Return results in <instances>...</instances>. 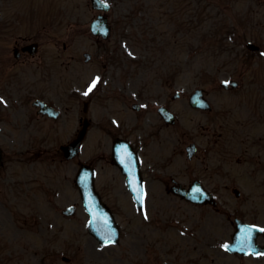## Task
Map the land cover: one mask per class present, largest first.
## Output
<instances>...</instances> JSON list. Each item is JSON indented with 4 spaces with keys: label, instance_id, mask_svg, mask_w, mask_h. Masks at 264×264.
<instances>
[{
    "label": "rangeland",
    "instance_id": "rangeland-1",
    "mask_svg": "<svg viewBox=\"0 0 264 264\" xmlns=\"http://www.w3.org/2000/svg\"><path fill=\"white\" fill-rule=\"evenodd\" d=\"M108 1L113 4L109 17L115 33L109 41L99 42L90 32V22L96 15L90 0H0V88L11 81L14 71L19 75L16 85L19 92L16 99H12V109L4 112L3 124L9 126V121L15 120L18 124L16 134L18 139L21 138L20 146H23L21 149L29 147L35 157L40 156L34 161L33 172L25 161L15 169L18 178L33 174L29 188L32 201L26 200L25 186L24 195L21 194L23 197L19 194L11 201L0 197V218L9 224L6 238L10 237L15 245L21 237V241H34L35 249L43 239H47L45 245H50L51 249L54 246L58 248L59 239L54 235L57 224L54 223L55 229H49L48 223L58 222V217L63 215L62 209L80 202L75 184L79 161L88 160L98 150V137L91 144L90 138L86 140L82 153L74 160H64L60 147L77 135L82 99L88 96L85 95L88 92L86 83L94 76L105 73L98 55L115 56L116 60L130 66L122 72L138 74L137 78H131V88H139L144 93L139 101L145 109H155L154 105L162 96L170 94L172 106L181 115L178 150L184 149L187 141L183 131L192 125L190 120L194 112L188 103V94L192 89L206 87L211 92L215 110H231V115H228L230 126L238 118L250 115L251 102L255 101L252 99L244 106L241 105L242 98L259 97L260 104L264 106V55L250 52L244 46L246 41L252 40L264 47V0ZM20 35H33L34 39L45 41L42 50L46 72L38 67L37 57L41 51L35 60L29 61L27 57L16 60L13 47ZM64 43L68 46L66 49L63 48ZM85 51L91 52L94 57L89 64L84 62ZM235 78L243 81V88L221 90V81ZM32 81L35 83L34 90H30L28 85ZM176 91L182 94L179 99L173 100ZM33 97H43L55 103L62 110L61 117L53 120L39 116L31 104ZM95 103L94 107L101 109L99 98ZM129 113L133 114V111ZM211 118L214 119V116L211 115ZM256 132L264 135V118L258 119ZM260 146L264 158V142L257 147ZM172 147L173 144H170L168 150ZM261 163L258 158L254 164L261 168ZM189 165L185 153L179 154L177 167L186 169ZM107 168L110 173L106 172ZM104 170L97 184L102 195L115 207L117 218L124 225V237L122 235L118 246L106 248L98 256L105 260V264H132L131 259L138 260L139 252L138 249L130 252L133 249H128V243L139 241L144 234L140 230L139 214L134 211L131 195L124 188L120 173L109 164ZM255 176L252 175V178ZM240 177L245 180L244 194L249 195L247 200H241L247 209V216L264 223V173L257 174L256 181H252L249 174ZM158 189L151 191L149 204L159 199L167 206L169 198L162 193L160 200ZM172 203V207L168 206L171 210L185 209L181 201ZM27 206H32L33 211ZM189 211L193 214L191 209ZM27 212L34 217H26ZM86 220V214L79 208L74 217L65 220L62 240L65 237L67 240L80 237L84 244L89 237L85 229ZM11 221L15 224L10 228ZM26 221L28 231L33 229L34 233L21 235L18 229ZM144 231L149 242L163 234L153 230L152 226L145 227ZM171 237L168 235L167 239ZM151 260L148 264H153ZM50 261L61 263L62 259L53 256ZM238 262L234 260L232 264ZM253 264H264V260L254 261Z\"/></svg>",
    "mask_w": 264,
    "mask_h": 264
},
{
    "label": "flooded vegetation",
    "instance_id": "flooded-vegetation-1",
    "mask_svg": "<svg viewBox=\"0 0 264 264\" xmlns=\"http://www.w3.org/2000/svg\"><path fill=\"white\" fill-rule=\"evenodd\" d=\"M250 122H253V121H250ZM126 123L122 124L117 130H115V131L112 130L113 133H116V134H114V136L121 135L123 137H129V136L133 135L134 131L136 130L135 127L133 129H131L128 126L129 124L127 123L128 124L127 125ZM162 125L164 127H166V128L172 127V126H170L168 124H162ZM163 126H161V128H163ZM139 127H141V128H139V132H140L139 138L141 139V141L144 144V146H146V144L148 143V139L151 136H157V137H159L161 139V135H160L158 130H153L152 131V130L147 129L144 126H142V124L139 125ZM174 128H176V126ZM244 132L246 134H248V135H245L242 138L241 143H240V147L234 148V149L237 150V154H242L243 153L241 150L243 149V144L244 143L248 144V146L246 145V147L244 148V152H248L249 150H252L254 148V144L251 141L252 135H249L250 131L244 130ZM165 138H166V140L168 142H170V143L174 142V145L175 146L177 145V143H176L177 140L175 138V135L172 132H170V135H165ZM161 142H162V140H161ZM227 148L228 147L226 146V150H227ZM230 148L232 149L231 146L229 147V149ZM173 154L174 155L178 154V150L175 147H174ZM208 163H209V161H208ZM205 166H206V168L204 167L203 174L206 177V184H207L208 187H211L215 191H217L218 189H222V188H233L234 189L235 182L228 181L229 178L225 177L226 175H232L233 174V170L232 169L229 170V169H226V168H223V167H207V163H205ZM171 176L172 175H170L169 179L166 180L167 184H171V182L173 180V178ZM209 183H211L212 185H210ZM31 246H34L33 241H30L28 248L21 246L22 250H26L28 253H30V256L25 261L26 263H18L21 258H19V254H15V255H12L14 257V259L16 260V262L14 264H34L33 262H35V259H34L35 251H31V249H30ZM63 253H67L65 248H63L62 251L60 252V254H63ZM45 255H47V253ZM40 261H43V264H45L44 258L40 259ZM0 264H7V263H3L1 261ZM39 264H40V262H39Z\"/></svg>",
    "mask_w": 264,
    "mask_h": 264
},
{
    "label": "water",
    "instance_id": "water-1",
    "mask_svg": "<svg viewBox=\"0 0 264 264\" xmlns=\"http://www.w3.org/2000/svg\"><path fill=\"white\" fill-rule=\"evenodd\" d=\"M102 29L104 30V31H106V28H105V26H103L102 27ZM196 104L197 105H201L202 104V102L200 101V100H197V102H196ZM65 149H67V154H68V156L70 157V156H73V155H75L76 154V151H77V143H75L74 145H72V146H68V147H65ZM93 199V196L91 197V195H89V200H92Z\"/></svg>",
    "mask_w": 264,
    "mask_h": 264
},
{
    "label": "snow or ice",
    "instance_id": "snow-or-ice-1",
    "mask_svg": "<svg viewBox=\"0 0 264 264\" xmlns=\"http://www.w3.org/2000/svg\"><path fill=\"white\" fill-rule=\"evenodd\" d=\"M262 55H264V53H262ZM97 79H99V78H97ZM225 83H231V82H225ZM95 84H96V81L93 82L92 87H95ZM91 90H92V88L90 87V88H89V91H91ZM85 95H87V93H85ZM0 103H5V102L3 101V98H0ZM137 198L139 199V197H137ZM145 218L147 219V216H145ZM261 231H264V229H262ZM112 242H113V241H112L111 238H109V240L106 241V243H112ZM225 249L227 250V246H225Z\"/></svg>",
    "mask_w": 264,
    "mask_h": 264
}]
</instances>
